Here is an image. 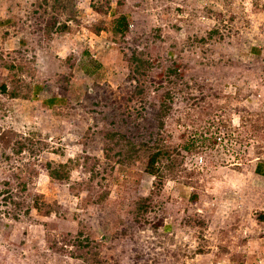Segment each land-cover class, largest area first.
Returning <instances> with one entry per match:
<instances>
[{"label": "rangeland", "instance_id": "obj_1", "mask_svg": "<svg viewBox=\"0 0 264 264\" xmlns=\"http://www.w3.org/2000/svg\"><path fill=\"white\" fill-rule=\"evenodd\" d=\"M41 1L0 0V264H264V0H109L119 43ZM53 6L67 31H46ZM120 136L162 139L176 175L155 186Z\"/></svg>", "mask_w": 264, "mask_h": 264}, {"label": "trees", "instance_id": "obj_2", "mask_svg": "<svg viewBox=\"0 0 264 264\" xmlns=\"http://www.w3.org/2000/svg\"><path fill=\"white\" fill-rule=\"evenodd\" d=\"M46 2H47L46 0H43L38 3V6L41 8L45 6ZM77 4H78L77 0H65V3L63 4L60 3L59 6H65L66 11L69 12L68 19L73 21L76 25H81L82 23L86 24V26L92 31H94L96 34H100L101 31L104 30L105 32L109 33L110 37L114 41H118V43L124 39L125 35L129 31V17L127 14H124V13L119 14L117 13V11H115V9H111L109 0H105V2L102 0H96V3L93 2L91 4L92 6L91 10L95 14L96 18H95V21H91L90 23L85 22V16L80 13L77 7L78 6ZM52 9H53V13L51 14L52 15L50 19L51 22L48 24V28L46 31L47 32H50L52 30L67 31V28H69L70 26L67 25L65 21L58 23L57 14L59 13V11H57V7L55 6H53ZM3 21L8 22V20H3ZM45 25L47 26V23ZM45 25H44V28H45ZM217 32H218L217 28L214 30H211L210 35L212 33H217ZM5 33L8 34V32H5ZM4 37L7 38L6 35ZM251 49L257 52L256 47H252ZM146 56L147 55L144 51L132 49L130 52V55L126 57L130 71L135 76L138 77V80L136 81V84L134 85V91H133L136 97H141L140 95L145 93V88L142 85L141 79L145 76L147 69L149 67V61ZM171 71L175 72L176 69H173V70L170 69L168 73H170ZM3 89L5 90V87H3ZM32 89H33L32 90L33 94L30 96V98H35L36 97L35 95H37L36 93H38L40 88L39 86H36ZM165 95H168V93L165 92ZM166 97H169V96H166ZM51 100L53 101L54 98H52ZM167 110H168V106L165 104H162L161 112L166 113ZM106 136L110 140L115 141L114 139L115 133L108 132L106 133ZM161 141L162 139H158L153 143V145H149L147 141H141V142L136 143L135 141L126 139L124 136H120L116 140V143L118 142V146H120V151L118 152V155L123 156L124 160H127L126 157H128V160H131L133 157L138 155V152L142 148L150 150V153L147 154V159L144 160L143 166H144V170L147 173L154 175L155 186H158L166 176L174 177L176 175L174 173L176 169L175 167L176 163L172 156L173 151L165 144L160 145L159 142ZM195 146H196V143L193 142V143L184 145V149L187 151H191L193 148H195ZM27 147L33 150V147H31L30 145H27ZM125 147H127L129 151L128 155L122 151ZM163 159H166L165 163L162 162ZM55 164H57V166L54 164L52 166L50 162H47L45 164L46 170L48 171V174L50 175V177L53 179H60V180L68 179L67 177H68L69 171L66 170V166L68 165V162H66V164L65 163L63 164L55 163ZM143 200H145V198L143 197H140L137 199L138 207L136 208V211L139 215H141L145 211V207H147L143 203Z\"/></svg>", "mask_w": 264, "mask_h": 264}, {"label": "crops", "instance_id": "obj_3", "mask_svg": "<svg viewBox=\"0 0 264 264\" xmlns=\"http://www.w3.org/2000/svg\"><path fill=\"white\" fill-rule=\"evenodd\" d=\"M253 165H254V173L260 178L264 179V161L258 160L257 162H254Z\"/></svg>", "mask_w": 264, "mask_h": 264}]
</instances>
